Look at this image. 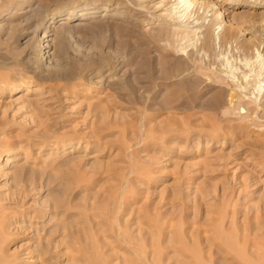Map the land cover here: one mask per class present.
<instances>
[{"label":"rangeland","instance_id":"1","mask_svg":"<svg viewBox=\"0 0 264 264\" xmlns=\"http://www.w3.org/2000/svg\"><path fill=\"white\" fill-rule=\"evenodd\" d=\"M165 1L0 0V264H264V0L180 8L161 68Z\"/></svg>","mask_w":264,"mask_h":264},{"label":"bare ground","instance_id":"2","mask_svg":"<svg viewBox=\"0 0 264 264\" xmlns=\"http://www.w3.org/2000/svg\"><path fill=\"white\" fill-rule=\"evenodd\" d=\"M18 1H27V3H31V1H34L35 3L37 2L38 3V0H18ZM144 1V0H143ZM162 1V0H161ZM167 1V0H166ZM165 1V5H169L168 7H167V9L166 10H168V15H167V17H170V16H173L172 15V13L171 12H173V10H175V9H177V11H176V13H174V16L173 17H171V19L173 20V19H175V23H172V21H170V20H163V17L162 16H160L159 15V17H156V18H159V19H161V23H159V25H161V26H159L158 25V27L157 28H153L152 29V31L153 30H155V32H154V34L153 35H151V39H155L154 40V42L156 43V44H158L160 47H162L161 48V51L160 52H164L166 55H164L163 57L161 56V58L163 59H161L162 60V62L163 63H165V64H162V62H161V60H160V62H161V65L162 66H160L161 68L163 67L164 68V66L165 65H167V58L166 57H168V55H173V54H171V50H172V46H173V42H176L175 41V39H179V38H181V37H183V38H185V36H187L188 34L190 35V31L185 27V26H183V25H181V22H177L178 21V18L179 17H176V15H178L179 13L178 12H180L179 10H180V8H183V10L182 11H185V10H187L188 8H189V6L190 5H192V4H195L196 5V7L197 6H199L200 7V5H205V3H208L207 1H204V0H201V1H198V2H196L195 0H193L190 4H189V2L188 1H190V0H168L167 2ZM160 3V2H159ZM208 5V4H207ZM93 7L92 8H90L89 9V11H87V12H85V13H83V14H79V15H76V17H80V18H82L81 19V21H86V20H89V16L93 13V11L92 10H95V8L97 7V5L96 4H93L92 5ZM234 6V3L232 2V1H227L226 3H225V6H223V7H221V8H219V9H217L218 11L216 12L217 14L215 15V17H221V19H223L227 14V10L228 9H225V7H228V8H232ZM174 7V8H173ZM198 7V8H199ZM201 7H203V6H201ZM200 7V8H201ZM158 8V7H157ZM160 8V7H159ZM108 9V8H107ZM139 9H141V7L139 8ZM26 10V9H25ZM35 10L38 12V14H40L39 13V10L37 9V6H35L34 4H32L31 6H30V8L28 9V10H26V11H24L23 12V14H27V15H33V12H35ZM157 10V9H156ZM74 12L75 11H73V9L71 8H68V9H66L65 11L63 10V11H57V12H54L52 15H50L47 19H45V21L43 22L44 23V25L46 26V29L47 28H52L55 24H57L59 21H61V20H70V19H72V18H75V16L73 15L74 14ZM22 14V13H21ZM34 15H35V13H34ZM103 16V15H102ZM106 16V15H105ZM158 16V15H157ZM165 16V15H164ZM33 17V16H32ZM36 18H37V16H35ZM34 17V18H35ZM6 18V14H0V21L1 20H4ZM168 19V18H167ZM157 21V20H156ZM163 21V22H162ZM31 22V21H30ZM42 22V21H41ZM218 24V23H217ZM183 27V28H182ZM151 28V27H150ZM185 28V29H184ZM147 30V29H146ZM148 31H150V30H148ZM206 32V31H205ZM149 33V32H148ZM210 33V32H209ZM162 35V36H161ZM206 34H204V36H205ZM158 36V37H157ZM192 36V35H191ZM202 36V35H201ZM49 36H46L45 35V33H43V35L42 36H40V39H42L43 41L45 40V39H47ZM160 37H162V38H160ZM156 38H158V39H156ZM182 38V39H183ZM150 39V38H149ZM181 39V40H182ZM152 41V40H151ZM45 42H47V45H45V46H41V43H39V52L38 53H42V58H45V59H47L49 56H48V51H49V49L51 48V46H48V43L50 42L49 40H46ZM153 42V43H154ZM154 43V44H155ZM173 43V44H172ZM177 43V42H176ZM208 44H211L210 43V36L208 35V33H207V35H206V37H204L203 38V40H202V42H201V45H202V47H206V45H208ZM173 47H175V46H173ZM208 47H209V45H208ZM42 48H44V49H47L45 52L44 51H42L41 52V49ZM163 55V54H162ZM175 55V54H174ZM174 55H173V57H174ZM44 56V57H43ZM170 57V56H169ZM171 58V57H170ZM189 58V57H188ZM188 58L186 59V60H182V58H181V60L179 61V59H178V61H179V63H181L182 64V62L181 61H187L186 63V65L185 66H187L189 63H188ZM165 59H166V61H165ZM42 60V59H41ZM171 59H169L168 61L172 64V62H173V60L172 61H170ZM189 60H191V66L190 67H184V65L182 66V67H184V68H180L181 67V65L180 66H178V67H176L177 69H176V74H178L179 76H182V77H184V78H194L195 76H197L199 73H200V71H201V67L199 68V66L197 67V65H196V63H195V60L194 59H190L189 58ZM176 63H178L177 61H176ZM169 64V63H168ZM170 64V65H171ZM175 64V63H174ZM179 65V64H178ZM173 65H171V67H172ZM175 66H177V65H175ZM205 67V66H204ZM55 68H56V66H55ZM161 68H160V70H161ZM167 68H170V67H167ZM206 68V67H205ZM175 69V67L173 68V70ZM203 69V68H202ZM172 70V71H173ZM204 70V69H203ZM202 70V71H203ZM206 70V69H205ZM204 70V71H205ZM163 71H166V68L163 70ZM163 71L161 70V72L163 73ZM201 71V72H202ZM203 71V73H205ZM207 71V70H206ZM212 72V71H211ZM168 73H170V74H172V72H171V69H170V72H169V69H168V71H166V73L164 72L163 74H164V76H166L165 74H168ZM202 73V74H203ZM208 73V72H207ZM206 73V74H207ZM176 74H174V76H176ZM210 74V73H209ZM173 75V74H172ZM162 76V75H161ZM163 76V77H164ZM194 76V77H193ZM205 76V75H204ZM171 77H173V76H171ZM170 78V77H169ZM177 78V77H176ZM209 78V77H208ZM161 79H162V77H161ZM216 79V81L215 82H217V83H219V82H222L223 80H222V78H215ZM169 80V79H168ZM197 81V80H196ZM213 81V80H212ZM211 81V82H212ZM170 83V82H169ZM212 84V83H211ZM222 84V83H221ZM166 85V84H165ZM222 86V85H221ZM172 88V87H171ZM244 88V87H243ZM16 90L18 91V87L16 86V85H14V84H11L9 87H2V88H0V98H2V97H13L14 95H16V94H14L13 92H16ZM24 92V94L21 96V98H24V97H27V96H29V91H28V89H26V90H24L23 91ZM213 101V100H212ZM208 103V102H207ZM214 103V102H213ZM219 106V105H218ZM215 109V108H214ZM242 119V118H241ZM70 144H71V141H67L66 143H65V145H64V147L63 148H67V147H69L70 146ZM112 189V188H111ZM119 192V191H118ZM112 194V193H111ZM114 195V194H113ZM107 196V195H106ZM102 199H103V197H102ZM108 199V198H107ZM105 203V202H104ZM110 213V212H109ZM114 213V212H113ZM129 216V215H128ZM104 217V216H103ZM137 218V217H136ZM107 221V220H106ZM73 222V221H72ZM83 222V221H82ZM105 222V221H104ZM77 223V222H76ZM80 224V223H79ZM149 224V223H148ZM74 225V224H73ZM72 225V226H73ZM85 225V224H84ZM93 225V224H92ZM165 225V224H164ZM83 226V225H82ZM108 226V225H107ZM111 226V225H110ZM79 227H81V226H79ZM84 227V226H83ZM90 227H92V226H90ZM114 227V226H113ZM124 227V226H123ZM57 228V227H56ZM59 228V227H58ZM110 228V227H109ZM56 230V229H55ZM58 230V229H57ZM56 230V231H57ZM104 230V229H103ZM140 230V229H139ZM59 231V230H58ZM65 231V230H64ZM73 232V231H72ZM79 232V231H78ZM233 232V231H232ZM57 233V232H56ZM71 233V232H70ZM162 233V232H161ZM68 234V233H67ZM72 234V233H71ZM78 234V233H77ZM76 234V235H77ZM94 235V234H93ZM52 235H50V237H51ZM64 236V235H63ZM80 236V235H79ZM95 236V235H94ZM78 237V236H77ZM52 238V237H51ZM50 238V239H51ZM81 238V237H80ZM89 238V237H88ZM66 239V238H65ZM94 240V239H93ZM64 241V240H63ZM237 242V241H236ZM81 245V244H80ZM127 245V244H126ZM111 246V245H110ZM40 247V246H39ZM42 247V246H41ZM40 247V248H41ZM161 249V248H160ZM225 249V248H224ZM52 250V249H51ZM234 250V249H233ZM37 251V250H36ZM228 251V250H227ZM235 251V250H234ZM237 252H239V251H237ZM240 253V252H239ZM81 253H79V255H80ZM237 254V253H236ZM206 255V254H205ZM236 256H238V254L237 255H235V257ZM238 257H241V256H238ZM257 257V256H256ZM95 258V257H94ZM234 258V257H233ZM1 259V258H0ZM7 259H10V258H7ZM195 259V258H194ZM238 259V258H237ZM236 259V260H237ZM240 259V258H239ZM238 259V260H239ZM31 260V259H30ZM105 260V259H104ZM157 258H156V262H157ZM2 261V260H1ZM171 261V260H170ZM242 261V260H241ZM28 262H29V260H28ZM244 262V261H243ZM256 262V261H255ZM155 263V262H154ZM260 263V262H259ZM7 264V263H6ZM12 264V263H11ZM152 264V263H151ZM156 264H159L158 262L156 263ZM205 264V263H204ZM250 264V263H249ZM263 264V263H262Z\"/></svg>","mask_w":264,"mask_h":264}]
</instances>
